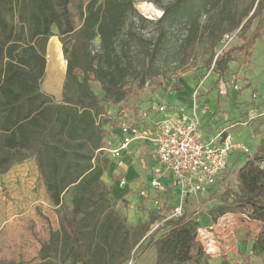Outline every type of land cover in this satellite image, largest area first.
<instances>
[{
  "label": "trees",
  "instance_id": "1",
  "mask_svg": "<svg viewBox=\"0 0 264 264\" xmlns=\"http://www.w3.org/2000/svg\"><path fill=\"white\" fill-rule=\"evenodd\" d=\"M159 6L157 35L143 49L136 81L128 82L118 47L123 35L126 44L138 39L126 30L137 13L134 0H0V174L34 157L60 225L42 245L36 264H126L150 230L151 221L131 226L116 209L118 199L103 179L109 161L100 155L109 141L104 125L109 122L116 139L119 135L112 109L133 99L138 110V95L147 83H156L160 56L169 51L167 25L188 29L182 50L198 33L216 50L225 35L239 31L242 42L216 57L215 70L222 74L233 61L250 62L264 39V0L243 6L240 0H169ZM55 35L67 61L65 90L75 86L79 93L60 102L41 88L47 45ZM115 137L110 138L116 142ZM263 163L264 139L237 170V189L212 194L203 203L219 201L207 211L214 223L240 212L261 222L252 250L264 264ZM68 191L70 208L63 207ZM196 214L197 209H186L166 220L165 232L152 240L154 264L208 262Z\"/></svg>",
  "mask_w": 264,
  "mask_h": 264
},
{
  "label": "rangeland",
  "instance_id": "2",
  "mask_svg": "<svg viewBox=\"0 0 264 264\" xmlns=\"http://www.w3.org/2000/svg\"><path fill=\"white\" fill-rule=\"evenodd\" d=\"M167 1L169 0H134L137 13L128 19L126 30L136 32L138 39L126 44L127 38L123 35L118 47L123 67L127 69L125 81H136L142 65L143 49L157 35L156 20L163 14L159 5H164ZM246 1L240 0L241 6ZM205 20L206 18H203V26ZM166 28L168 36H171L169 51L165 50L160 56V70L154 79L156 83L146 84L138 95V105L146 108L155 95L160 94L164 100L169 101L170 108L183 107L177 92L182 89L189 92L208 75L203 84L202 96L211 100L214 115L228 111L233 114L227 120L234 125L229 131L238 143L248 148L247 152L238 149L231 153L230 163L216 186L206 193L190 196L184 203V211L197 209L199 214L196 218L202 224L199 236L209 249L213 242L221 240L206 223L208 209L219 201L207 200L206 203L203 201L212 194L223 193L228 188L237 189V170L246 159L256 155L264 139V117L248 122L251 114L264 107V39L257 43L250 62H244L242 59L233 61L222 74L221 71L211 70V66L214 65L219 53L242 42L239 31L230 33V39H226L225 35L216 50L210 48L206 37L199 39L198 33L187 50H182L179 45L187 36L188 29L181 28L179 24L167 25ZM98 43L99 39L96 40V44ZM46 59L47 67L41 82L42 90L52 95L58 102L66 95L77 97L79 93L75 86L65 90L67 61L57 35L48 42ZM94 86L96 91L101 93L99 85L95 83ZM132 100L113 108V114L119 116L120 112L121 114L126 112L132 113L134 117L140 108L136 110V104H131ZM115 123L117 126L118 117ZM104 126L109 140L106 147H111L115 142L110 137H115V132L109 122ZM100 159L109 161L103 179L112 188L114 198L118 199L116 209L127 216L131 226L151 221L150 230L139 243L140 246L132 259L126 264H152V240L165 232L166 220L173 215L175 206L180 205L173 179L170 175H165L164 178L168 182H164L162 189H155L150 185L155 166L151 165L149 159L144 157L132 159L129 164L131 173L127 175L122 174L120 168L123 158L114 159L106 152L100 155ZM122 177L127 180V186L124 188L119 187V180ZM142 190L146 191L145 195L141 193ZM69 193L66 192L63 197V207H71ZM199 203L203 206L199 207ZM59 227L57 208L49 200L34 157L30 156L15 164L9 171L0 174V264H36L41 245L50 241L52 232ZM259 227L256 223L242 221L241 227L238 228L239 234L236 236L238 239H246L247 244L239 249L235 257H231L232 264H263L261 255H247L253 233H256ZM220 256L228 258L224 253Z\"/></svg>",
  "mask_w": 264,
  "mask_h": 264
},
{
  "label": "built area",
  "instance_id": "3",
  "mask_svg": "<svg viewBox=\"0 0 264 264\" xmlns=\"http://www.w3.org/2000/svg\"><path fill=\"white\" fill-rule=\"evenodd\" d=\"M230 34L226 39H230ZM215 69V65L211 70ZM208 78H205V80ZM204 79L190 92L192 105L190 112L186 108H170L160 94H156L146 108L141 107L132 113L119 114L117 129L119 135L115 145L104 148L114 159H122L130 153L135 144L150 147L155 159L150 183L155 189H162L165 175L173 179L180 205L175 206L171 217H178L184 212V203L190 196L206 193L216 186L225 173L231 153L248 148L238 143L229 128H221L205 138L202 131V118L199 114ZM255 96V95H254ZM207 109V107H204ZM264 116V107L251 114L248 122ZM127 186L122 177L119 187ZM146 194L145 190L141 192Z\"/></svg>",
  "mask_w": 264,
  "mask_h": 264
},
{
  "label": "crops",
  "instance_id": "4",
  "mask_svg": "<svg viewBox=\"0 0 264 264\" xmlns=\"http://www.w3.org/2000/svg\"><path fill=\"white\" fill-rule=\"evenodd\" d=\"M57 31V30H56ZM187 89H182L179 90L177 93L179 95V101L184 105L186 108V111L190 112V107L192 105V99L190 96L191 90L189 92L186 91ZM200 100V109H199V114L201 115L202 118V131L203 135L205 138H208L210 135L215 133L217 130H220L221 128H234V125L232 123H229L227 120L233 115L231 113L225 112V113H220L217 115H214L215 111L213 110L214 105H212L210 102V99H206L205 97L201 96L199 98ZM215 102V101H214ZM210 103V104H209ZM211 105V106H210ZM204 107H207L205 109ZM178 108V106H177ZM147 158L148 161L151 162V165L155 166V159L152 153V150L150 147H146L144 144H135L131 148L130 153H125L123 157V162L121 163V170L122 174L127 175V173H131V167H130V162L132 159L135 158ZM128 159V160H127ZM143 160V159H142ZM247 159L242 163L241 166L245 164ZM230 163V161H229ZM153 171V170H152ZM165 182H168L165 179ZM176 191V190H175ZM177 192V191H176ZM178 196V194H177ZM199 213L196 214L198 216ZM171 217V215H170ZM240 219L241 221H238ZM245 222H251L256 223L260 227L257 229L256 233H253V238L251 240V245L249 251H247V255L255 254L253 253V244L255 241L256 236L259 234V232L262 229V224L261 222L257 220H252L250 219L245 213H228L219 218V220L214 223L212 221L211 216L207 214L206 216V223L207 225H210V229L214 230L215 233L219 235V238H221L220 241L218 242H213L210 245V248H206V251L208 253V262L206 264H232L233 261L231 260V257H235L239 249L244 248L243 246L247 244L246 239H238L236 234L238 233V228L241 227L242 221ZM240 223V224H239ZM204 224V223H203ZM249 230L246 232L248 233ZM210 233V232H209ZM239 234V233H238ZM200 238V236H199ZM201 240V239H200ZM202 241V240H201ZM48 242V241H47ZM204 244V243H203ZM42 246V245H41ZM205 246V245H204ZM153 247V246H152ZM41 249V247H40ZM40 251V250H39ZM221 253L227 254L228 258H223L220 256ZM257 255V254H255ZM39 256V254H38ZM155 257H156V252L155 248L153 247V263L155 262ZM38 259V258H37ZM39 260V259H38ZM263 261V257H262Z\"/></svg>",
  "mask_w": 264,
  "mask_h": 264
},
{
  "label": "bare ground",
  "instance_id": "5",
  "mask_svg": "<svg viewBox=\"0 0 264 264\" xmlns=\"http://www.w3.org/2000/svg\"><path fill=\"white\" fill-rule=\"evenodd\" d=\"M159 12H161V11L159 10Z\"/></svg>",
  "mask_w": 264,
  "mask_h": 264
}]
</instances>
